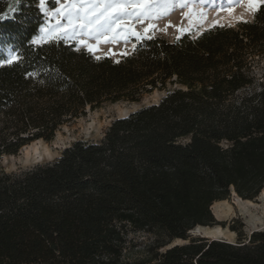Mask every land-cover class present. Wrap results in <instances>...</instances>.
<instances>
[{"label":"trees","instance_id":"trees-1","mask_svg":"<svg viewBox=\"0 0 264 264\" xmlns=\"http://www.w3.org/2000/svg\"><path fill=\"white\" fill-rule=\"evenodd\" d=\"M37 0H0V159L110 102L164 96L118 119L101 141H76L53 163L0 172V264H264V232L248 243L191 239L218 223L233 191L264 189V6L254 20L179 39L154 35L117 63L76 44H33ZM3 55V56H2ZM131 232L162 240L126 261Z\"/></svg>","mask_w":264,"mask_h":264},{"label":"rangeland","instance_id":"rangeland-1","mask_svg":"<svg viewBox=\"0 0 264 264\" xmlns=\"http://www.w3.org/2000/svg\"><path fill=\"white\" fill-rule=\"evenodd\" d=\"M228 9H230V11ZM190 10L193 13L203 12L206 14V19L190 24L189 20L186 18V13ZM248 10L247 4L241 2V0H188L186 7H175L174 10L171 11L170 18L162 17L156 21L157 28L154 35H162L173 39L174 37H182L186 34L199 35L202 34L203 31H207L218 26L234 27L238 23H241L237 18H235V16H242V20L246 22H250L255 19L254 16L257 11H252L250 18L244 17ZM49 22H54V20L49 18ZM42 23V26H44L45 17L43 18ZM169 24H172L175 27L168 28ZM144 26L145 25L143 24H137L136 28L138 31L142 32ZM162 28H167V32L165 33L160 31ZM178 28H183L186 31L183 33L178 32ZM40 35L41 33L39 30L38 37ZM138 42L140 41L133 37L128 43H124L122 40L115 44L101 43L98 46L100 51H97L96 55L100 57L108 55L117 60L122 57L119 53L126 50L128 54H130L133 50V45L136 46ZM69 43L74 44L75 42ZM110 48L117 53L116 56H113L109 52ZM1 53L5 54L7 59L12 56L18 57L13 46L8 45L7 43L3 44L0 42V54ZM257 73L259 75L264 74V61H262L257 68ZM163 96L164 94L155 92L153 95L144 96L139 103L123 101L113 104L107 102L103 104L102 107L95 110H91L88 107L86 116L80 117V119L64 125L60 132L56 134L57 137L55 140L50 142L36 141L20 150L16 155H12L11 157L3 156L0 159V172L4 171L8 174L20 173L37 166H44L47 163H53L60 158L65 148L76 141H101L105 138L106 131L114 121L124 119L129 114L140 110V108L144 106H150L160 102ZM239 198L240 197L236 194L234 196L232 191L231 197L228 200L222 201L226 204V206H230L231 209L229 212L227 210L224 211V209L221 210L222 212H220V215L215 214V209L212 206V212L216 221L222 225H216L209 228H225L227 232L231 231L235 233V235H229L228 237L223 238L221 240L222 242L226 241L235 245L239 244V242L248 243L253 233L256 231L264 232V198L259 196L254 199V201H251L253 206L247 204L245 202L247 200H243L242 198L240 199L244 202H239ZM200 235H202L203 238ZM189 236L190 239L187 240L189 243L191 239H205L204 235L199 232L198 229L191 231V235ZM161 240V238L159 239L154 234L147 232H131L127 240L125 260L134 262L150 259L153 256L152 248L156 247ZM176 243L182 244L183 242H181V240H175V242L171 243L167 247H164L160 251L164 252Z\"/></svg>","mask_w":264,"mask_h":264},{"label":"snow or ice","instance_id":"snow-or-ice-1","mask_svg":"<svg viewBox=\"0 0 264 264\" xmlns=\"http://www.w3.org/2000/svg\"><path fill=\"white\" fill-rule=\"evenodd\" d=\"M14 8L18 11L22 0H12ZM246 3L249 11H259L264 6V0H241ZM188 0H38L39 10L45 17V24L40 28L41 35L33 40V44H53L59 42H75L76 51L81 48L97 60L96 55L100 51L101 43L115 44L119 41L128 43L131 38L138 41L154 38L157 28L156 21L162 17H169L175 7L184 8ZM230 11V9H228ZM7 16L0 15V20ZM52 18L54 22H49ZM190 24L206 19L203 12L186 13ZM195 18V19H194ZM239 22L246 23L244 20ZM137 24L145 25L143 31H138ZM175 27L172 24L168 28ZM167 32V28L160 29ZM178 32H185L178 28ZM180 37L178 36L177 39ZM135 49V45H133ZM109 52L116 56L111 48ZM119 55H128L125 50ZM18 57L12 56L5 64L12 65L18 61ZM119 63V60L116 61ZM4 66L0 64V67Z\"/></svg>","mask_w":264,"mask_h":264},{"label":"bare ground","instance_id":"bare-ground-1","mask_svg":"<svg viewBox=\"0 0 264 264\" xmlns=\"http://www.w3.org/2000/svg\"><path fill=\"white\" fill-rule=\"evenodd\" d=\"M233 6V5H232ZM232 6H230V7H232ZM252 15V11H247V13H246V15L244 16V17H247V18H250V16ZM235 18H237L239 21L241 20V19H243L242 18V16H235ZM233 194H234V196H235V193L233 192ZM260 196H262V198H264V190L261 192V195ZM240 199V198H239ZM261 199V198H260ZM239 202H244V201H242L241 199L239 200ZM247 204H249L250 206H253L252 204V202L251 201H249V200H247V201H245ZM216 205V206H215ZM213 207H214V209H215V214H217V215H220V212H222L221 210H223L224 209V211H228L229 212V210L231 209V207L230 206H226V204L224 203V202H218V203H215L214 205H213ZM212 207V208H213ZM196 229H198L199 230V232H201L203 235H204V238L205 239H209V240H213V239H215V240H213V241H218V240H222L223 238H226V237H228L229 235H235V233L234 232H227L226 230H225V228H223V229H220V228H209V227H207V228H205V227H196ZM200 236H202V235H200ZM203 237V236H202ZM211 238V239H210Z\"/></svg>","mask_w":264,"mask_h":264},{"label":"water","instance_id":"water-1","mask_svg":"<svg viewBox=\"0 0 264 264\" xmlns=\"http://www.w3.org/2000/svg\"><path fill=\"white\" fill-rule=\"evenodd\" d=\"M190 235H191V233H190ZM202 238H203V237H202ZM212 241H213V240H212ZM181 242H183V243H182V244H178V243H176L174 246L169 247L168 250L171 249V248H175V246L189 245V242H188V241H183V240H181Z\"/></svg>","mask_w":264,"mask_h":264}]
</instances>
